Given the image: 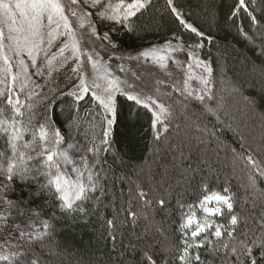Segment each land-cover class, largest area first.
I'll return each mask as SVG.
<instances>
[{"label":"trees","instance_id":"obj_1","mask_svg":"<svg viewBox=\"0 0 264 264\" xmlns=\"http://www.w3.org/2000/svg\"><path fill=\"white\" fill-rule=\"evenodd\" d=\"M236 3L237 0H174V6L181 10L185 20L206 36L214 38L212 42L205 40L200 57L210 61L213 67L212 99L207 103L215 112H205L198 101L173 96L168 100L173 115L165 131L160 125L153 128V115L144 106L127 100L121 94L116 95V115L109 134L110 149L100 153L106 161L104 182L109 195L99 205L86 203L87 216L62 215L52 207L55 202L50 196L32 195L37 182L13 179L11 183L15 190L10 192L9 198L27 200V207L41 212L42 218H51L55 211V217L51 219L54 228L49 238L29 241L27 238L17 239L18 233L8 227L0 231V244L6 240L11 246L20 244L29 250V259L39 258V264H140L142 253L146 250L156 254L154 258L157 264H178L176 246L181 239V210L177 201L196 205L197 218L203 217L205 214L199 208V199L208 194L201 190L200 185L204 182L208 184L209 192L224 194L223 189L228 188L233 194L234 211L247 220L250 229H258L257 221L264 216V181H258L255 189L251 187L248 177L253 169L246 157L251 155L264 166V132L261 138H257V122L264 118V0H257L254 12L260 26L253 25L243 11L237 17H232ZM133 25L134 31L116 26L112 38L118 50L163 44L169 39L176 42L174 33L182 38L185 45L194 44L200 39L183 28L170 11L167 0H151L150 6L133 18ZM240 27L253 39H244L239 32ZM98 28L104 32L110 26L104 23L98 24ZM42 58L43 54L38 58V64ZM71 66L72 63L66 64L51 76L46 72L33 75V82L21 94V101L34 106L37 120L43 121L47 117L49 122L54 121V126L60 127L68 142L87 146L93 134L97 137L102 135L104 109L90 94L79 102L68 94L78 82L70 71ZM29 71L35 72V69L30 68ZM28 92H35L36 95L29 100ZM43 97H47V100ZM183 104L188 107L184 108ZM241 107L252 108L257 114L247 126L239 119L243 116ZM73 117L78 120V128L68 126V121ZM183 122L187 123L183 125ZM178 124L181 127L178 128ZM213 131L215 135L211 134ZM157 132L160 133L159 139L156 138ZM188 132L206 138L193 150L180 144L178 149L164 158L165 174L161 168L151 172L150 168L160 151L172 145L170 139L182 135L190 138ZM30 138L26 134V139ZM4 147L5 141L0 139V148ZM229 149L232 150L231 158L226 155ZM197 157L200 160H195ZM237 160L242 162L238 171L234 169ZM243 169L245 172H242ZM155 176L158 183L151 191L147 184ZM38 182L43 183V179L40 178ZM137 185L149 195L150 192L153 194L149 216L142 214L143 204L136 195ZM247 187L249 190L244 189ZM248 196L256 203L251 205V201L245 202ZM161 197L168 200L166 209H161L155 203ZM130 199L133 210L138 213L135 221L126 212L120 211L121 207H128ZM114 213L115 241L109 237L106 223ZM28 215L17 216L15 222L23 224ZM211 218L218 223L227 222V214L224 219ZM159 229L162 230L160 235L157 234ZM200 251L203 260H212L204 249ZM214 264H220L219 259Z\"/></svg>","mask_w":264,"mask_h":264},{"label":"snow or ice","instance_id":"obj_2","mask_svg":"<svg viewBox=\"0 0 264 264\" xmlns=\"http://www.w3.org/2000/svg\"><path fill=\"white\" fill-rule=\"evenodd\" d=\"M150 4L151 0H83V3L81 0H0V85H3L0 87V139L6 145L0 148V175L7 181L0 185V231L11 227L18 233L17 239L27 238L29 241H43L53 232L51 219L55 217V211L51 218H42L41 212L27 207V200L9 198L10 192L15 190L11 183L13 179L37 182L32 195L50 196L55 202L52 207L62 215L87 216L86 203L99 205L109 195L104 182L106 161L100 153L110 149L109 134L116 115L117 93L137 105L153 109V128L173 115L172 105H165L151 94L136 91L133 83L114 75L110 64L101 55V51L108 52L105 42L112 49L118 47L112 38L116 26L134 31L133 18L142 14ZM256 4L257 0H237L231 16L237 17L243 11L253 25L260 26V21L254 15ZM167 5L183 28L200 38L198 42L185 45L182 38L174 33L175 44L169 39L162 45L142 49L126 59L150 61L162 70L168 69L171 60L184 74L180 86L171 85L173 91L180 93L185 100L198 101L205 112L214 113L215 110L207 103L212 99L213 67L210 61L200 57L205 40L212 42L214 38L206 36L185 20L181 10L174 6V0H167ZM104 23L113 26L101 33L98 24ZM239 32L244 39H253L243 27L239 28ZM57 41L59 46L56 51H51ZM65 52H69V55L66 56ZM179 53H185L187 61L178 60L176 54ZM41 54L43 58L38 64ZM70 60V71L78 83L68 94L75 97L77 102L90 94L104 109L102 135L97 137L93 134L87 146L68 142L60 127L54 126V121L49 122L47 117L43 121L37 120L34 106L21 101V94L33 82V75L46 72L51 76ZM86 65L89 66L87 71ZM117 67L124 71L122 65ZM30 68L35 72H30ZM197 69L200 71L197 72ZM167 75L172 76V73L167 72ZM193 80L198 82L199 87H192ZM156 83L161 85L164 81ZM155 91L159 92L160 88L157 87ZM34 95L35 92H28L27 99ZM164 95L170 97L172 93ZM43 99L47 100V97ZM182 106L188 107L187 104ZM68 126L78 128L77 118L69 120ZM164 129L167 130V124H164ZM26 134L31 138L26 139ZM211 134L215 135V132ZM156 138L159 139V132ZM246 159L252 165L248 179L255 189L258 181H264V166L251 155ZM102 173L105 175L102 176ZM40 178L43 183L38 182ZM200 187L208 193L199 199V208L205 214L203 217L197 218L196 205L177 201L181 210V239L176 246L178 264H214L216 259L220 264H264V216L257 221L258 229H250L247 220L234 211L233 194L228 188H224V194H221L218 191L209 192L206 182ZM136 195L145 208L152 207L153 199L149 198V192L139 185ZM210 201H215L216 206L209 207ZM127 203L128 207H121L120 211L126 212L135 221L138 213L133 210L131 199ZM155 203L161 209L168 207V200L163 197L157 198ZM26 213L29 215L23 224L15 222L17 216L24 217ZM226 214V223H218L211 218L224 219ZM33 216L36 219H32ZM106 223L109 237L115 241L116 214ZM201 249L212 260H203ZM28 251L20 244L11 246L6 240L0 244V264H39L38 257L29 259ZM155 255L151 250L143 251L140 264H157Z\"/></svg>","mask_w":264,"mask_h":264},{"label":"rangeland","instance_id":"obj_3","mask_svg":"<svg viewBox=\"0 0 264 264\" xmlns=\"http://www.w3.org/2000/svg\"><path fill=\"white\" fill-rule=\"evenodd\" d=\"M66 2V0H65ZM81 3H83V0H81ZM110 28L113 26L111 23H108ZM108 31V30H106ZM103 33V32H101ZM174 44L176 42H173ZM106 47L108 48V52H104L101 51V55L104 58L105 62L109 63L111 66V71L114 75L119 76L122 80L123 79H127L129 83H133L135 85V90L136 91H140L143 92L145 94H151L157 98H159L160 102L164 103L165 105H169L168 104V100H170L173 96H181L180 93L173 91V89L171 88L172 84H178V86H180V83H182L183 79H184V74L182 71H180L170 60L169 64H168V69L167 70H162L160 69L158 66L152 64L150 61L149 62H144L143 60L137 62L135 60H128L126 59L127 56L129 55H135L137 52H139L142 49L145 48H150L152 46H157V45H162V44H153L150 46H146V47H141V48H136V49H132V50H124V51H120L117 48L112 49L110 45H107V43L105 42ZM164 44V43H163ZM59 46V41H57L56 46H54L51 51H56V47ZM46 47V45H45ZM65 55H69V52H65ZM118 57H124V59H118ZM176 58L178 60H182V61H187V55L185 53H179L176 54ZM25 59H27V57H25ZM72 63V61L70 60L68 62ZM117 65H122L124 68V71L121 72L120 68L117 67ZM89 70V66H85V71ZM15 71V69H14ZM197 72H199L200 70L197 69ZM167 72H171L172 76L167 75ZM157 81H164L163 84L161 85H157ZM179 82V83H178ZM78 83V82H77ZM192 87L196 88L199 87V84L197 81L193 80L192 82ZM159 87L160 91L156 92L155 89ZM74 89V86L71 88V90ZM171 92L172 95L169 97L167 95H164L165 93ZM119 93H117L116 95H118ZM143 106V105H142ZM146 108V107H145ZM148 109L152 115H153V109L150 108H146ZM240 113L243 115L241 116L239 119L240 121L242 120V122L244 123L245 126L249 125V123L253 120H255V116L257 114L254 113L252 108L249 107H241L240 109ZM179 114V111H178ZM200 117V116H199ZM171 119V118H169ZM165 120L162 124H157L161 126V128H164V124H167L168 120ZM184 123L187 122H183L181 124L184 125ZM178 124V128L181 127ZM257 126H258V132H257V138H261L263 132H264V118H261L260 121L257 122ZM161 130V129H160ZM190 138H185L182 136H176V137H172L171 140V144L172 145H168L166 146L163 150L160 151V153L158 154V157L156 158V160L154 161V165L151 166L150 171L152 172V170H156L158 168H161V171L166 172V169L164 168V158H166L167 156H170L171 153L175 150L178 149L180 144H183L184 146H186L189 150H193L196 147H198V145L202 144V140H204L205 138L199 137L197 136L195 133L192 132H188ZM164 133H162L161 135H163ZM160 135V133H159ZM188 137V136H187ZM170 146V149H169ZM165 150V151H164ZM226 155L230 156L229 158H231L232 155V150H228L226 151ZM195 160H200L199 157L195 158ZM229 160V159H227ZM234 166V169H236L238 171L240 165L242 162H240L239 160H237ZM164 168V170H163ZM236 171V172H237ZM151 172H147L148 174H151ZM242 172H245L244 169L242 170ZM157 176H155L151 182H149L147 184V186H149L150 190L153 191L156 186V184L158 183L157 180L155 179ZM243 180V179H242ZM248 182V181H247ZM7 183V181L5 180L4 177L0 178V185ZM246 185V184H245ZM245 190L248 189L244 188ZM249 190V189H248ZM152 192H150L149 198L152 199ZM245 202H249L250 197H245L244 199ZM256 202L251 201V205L255 204ZM210 204H213L216 206V202L215 201H210L208 206ZM215 206H209V207H215ZM142 214L146 216V214H148V216L150 215V211L151 208H145L144 205L142 206ZM146 213V214H145ZM162 232V230L159 229V231H157V234L160 235Z\"/></svg>","mask_w":264,"mask_h":264}]
</instances>
